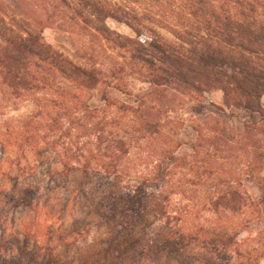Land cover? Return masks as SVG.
<instances>
[{
  "label": "trees",
  "instance_id": "trees-1",
  "mask_svg": "<svg viewBox=\"0 0 264 264\" xmlns=\"http://www.w3.org/2000/svg\"><path fill=\"white\" fill-rule=\"evenodd\" d=\"M12 1L13 9L26 4L30 18L15 11L33 29L16 21L17 12L7 14L2 5L9 2L0 0V153L14 147L25 156L30 146L39 167L55 154L68 174L78 170L84 176L101 174L92 165L99 163L97 169L107 176L98 178L99 187L106 185L103 189L111 191L99 199V215L109 220L130 218L96 253L104 260L111 254L112 240L136 234L138 220L149 209L167 222L180 218L159 198L164 191L159 182L169 181L174 170H194L193 178L184 177L182 193L183 186H201L219 172V183L226 182L223 175L229 173L241 184L262 179L264 0ZM109 18L124 22L139 37L150 32L152 38L140 42L124 37L108 27ZM73 20L81 29L91 30L102 47L109 48L106 42L133 45L131 56H91L78 62L43 41L42 31L49 24ZM137 76L147 89L132 96L131 81ZM216 90L224 94V104L218 107L203 99ZM116 91L124 96L122 101L112 98ZM94 95L99 97L91 102ZM20 104L30 105L22 107L27 117L14 119ZM200 104L204 109L198 108ZM132 154L147 167L154 164L153 170L135 177L136 191L108 185L110 176H128L119 169ZM54 165L48 163L45 169L50 178ZM30 174L35 175L32 168ZM153 187L159 190L153 192ZM37 193L35 189L33 197ZM21 201L26 202L20 198L16 203ZM203 201L206 209L218 214L240 210L244 204L239 190L230 186L203 195ZM204 230L203 247L207 255L211 253L210 258L202 254L205 264H222L221 253L235 243L236 235ZM183 231L161 242L134 240L118 260L136 264L151 254L184 255L199 237ZM47 251L40 255V249H34L30 262L51 264L54 252ZM81 258L80 264H97L90 255Z\"/></svg>",
  "mask_w": 264,
  "mask_h": 264
},
{
  "label": "rangeland",
  "instance_id": "rangeland-1",
  "mask_svg": "<svg viewBox=\"0 0 264 264\" xmlns=\"http://www.w3.org/2000/svg\"><path fill=\"white\" fill-rule=\"evenodd\" d=\"M3 1L9 2L11 6L2 5L7 14L13 16V13L17 12L16 21L22 23L25 29H33L32 26L29 27V24L25 25L23 18L19 15V11H21L22 15L27 13L30 18V11L27 12L26 4L21 3L18 8L13 9V6L16 5L15 2L12 0ZM63 25L64 27H62ZM107 25L122 36L138 39L140 42L152 38V34L146 31L142 37H139L133 28L112 18L107 20ZM164 33L169 36L167 32ZM92 36L91 30L81 29L75 20L68 21V23L54 22L42 31L43 41L47 45L62 52L65 56L77 59L78 62L82 60L87 62L91 56H131L129 50L133 48V45L125 44L124 46L120 42V47H118L115 43L106 42L109 48H105ZM119 59L122 58L119 57ZM146 89L147 85L142 83L139 76L131 81L132 96L140 94ZM75 91L80 90L75 89ZM111 96L116 101H122L124 98L118 91L112 92ZM98 97L94 95L90 101L94 102ZM203 99L206 102H212L217 107L224 104V94L220 90L213 91ZM262 103L264 104V96ZM18 107H20V113L12 118L27 117L23 111L25 108L22 107L30 109V105L20 104ZM198 108L204 109V106L200 104ZM204 112H209V109ZM27 150L29 151L25 156L21 150L18 152L14 147H10L4 154L0 153L2 160L0 164V264H37L30 262V253L34 249H40V255H43L47 249L53 251L55 257L52 258L51 264L68 262L80 264L81 256L87 257L88 255H90V259L92 257L93 260L96 259L97 264H134L122 258L118 260L119 254L124 256L125 251L133 243L132 241L146 244L149 240L156 239L161 242L164 237L172 239V236L177 235L183 229V232L199 237L197 241L187 246V252L184 255L169 257L168 254L160 256L151 254L148 257L139 258L136 264H182L184 262L186 264H205L206 258L202 257V254L206 253V250H204L201 238L207 237L204 232L205 228L218 229L226 234L236 235L235 243L229 245L228 249L221 253L222 264H264V169L260 174L262 179H257L253 184L248 182L241 184L234 179L232 181L230 173L228 176L223 175L226 182L219 183L217 181L220 180L219 172L218 175L212 176L208 182H204L201 186H183L185 193L180 190L181 184L184 177L193 178L194 170L191 172L185 169L174 170L169 181L159 182L158 187L164 190L160 192L162 197L159 198H164L162 202L167 204L168 211L180 218L167 222L166 218H155L152 209H149L142 221L138 220L141 224L137 226L136 234L129 236L125 233L116 241L112 240L111 254L104 260L96 253L109 245L108 239L113 233H119L122 228L119 224L130 219L109 220L101 218L99 215V211H97L99 199L104 193L105 195L111 193L109 189H103L106 188V185L102 189L99 187V179H102L100 177L106 178L107 176L104 175L106 172L97 169L99 163L96 161L92 165L95 170L101 171L99 175L93 176L91 173L84 176L83 173L79 174L78 170L68 174L55 158V154H51V162L55 165L52 173L53 178H50L52 176L45 169L51 162L45 159L44 164L39 167V159L30 154V146H27ZM121 163L120 173L128 176H123V178L110 176L108 185L110 183L113 188L120 186L128 192L137 190L139 182L135 177L141 176V174L145 176L149 170H153L154 165L150 163L149 167L145 166L147 163L139 161L133 154ZM31 168L35 171L33 178L30 174ZM19 173H22L20 178H18ZM235 178H237V173ZM30 185L34 186L32 187L33 195L30 194ZM229 186L239 190L243 197L244 204L240 210H223L218 214L205 208L203 195L213 194L217 188L219 190L228 189ZM158 187L150 189L157 192ZM35 189L38 190V193L36 197H33ZM20 198H24L26 202L21 201L17 204L16 201ZM66 202L67 207L65 206ZM202 234L203 236H201ZM49 239L53 241L50 243ZM207 256L210 258L211 253L210 256Z\"/></svg>",
  "mask_w": 264,
  "mask_h": 264
}]
</instances>
